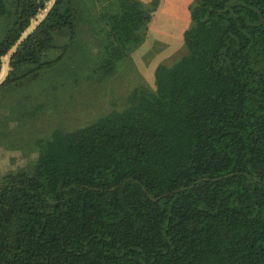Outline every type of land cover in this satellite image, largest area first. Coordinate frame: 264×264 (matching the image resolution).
Segmentation results:
<instances>
[{
	"label": "trees",
	"instance_id": "trees-1",
	"mask_svg": "<svg viewBox=\"0 0 264 264\" xmlns=\"http://www.w3.org/2000/svg\"><path fill=\"white\" fill-rule=\"evenodd\" d=\"M45 1L0 0V66ZM102 1V25L87 30L78 0H56L12 56L0 158L18 149L19 119L42 112V80L113 75L159 5ZM189 9L183 52L156 66L153 90L85 126L58 124L0 176V264H264V0Z\"/></svg>",
	"mask_w": 264,
	"mask_h": 264
},
{
	"label": "rangeland",
	"instance_id": "rangeland-1",
	"mask_svg": "<svg viewBox=\"0 0 264 264\" xmlns=\"http://www.w3.org/2000/svg\"><path fill=\"white\" fill-rule=\"evenodd\" d=\"M139 1L145 9L149 8L151 0ZM77 3L82 18L88 21L86 29L89 30L88 26L96 25V29L93 30H97L102 25L98 19L104 12L102 7L104 1L78 0ZM191 3L193 0H159L158 8L146 25V31L144 30L146 32L144 40L128 59L118 63L113 75L98 82H85L86 76L92 73L84 69L77 76L70 73L68 80L63 82L64 86H57L58 80L54 73L42 80L38 84L40 90H36L42 91L37 100L42 103V112L35 121L30 119L23 125L19 119L21 126L18 127V141L15 143V148L18 149L12 154L1 155L0 176L22 167L28 160L23 154L31 147L29 141L46 138L49 135L46 134L58 124H62L65 129L85 126L110 111L121 110L127 95L134 88L144 86L153 90L156 66L171 65L183 52V34L192 25L189 17ZM42 12L43 9L40 8L38 13ZM91 46V44L85 46L87 48L85 56L89 58L87 62L94 57L95 49ZM50 86L60 88L49 92ZM16 100L17 98L12 101L7 97L3 105L7 107L13 105L18 109V104H13ZM22 130L26 142L22 140Z\"/></svg>",
	"mask_w": 264,
	"mask_h": 264
},
{
	"label": "water",
	"instance_id": "water-1",
	"mask_svg": "<svg viewBox=\"0 0 264 264\" xmlns=\"http://www.w3.org/2000/svg\"><path fill=\"white\" fill-rule=\"evenodd\" d=\"M56 3V0H49L48 3H44L43 12L39 15L32 16L29 25L21 33L20 37L17 41L10 47L7 51L6 55L1 57V66H0V86L5 82L7 79L9 72L11 71L10 62L12 56L18 50V48L22 45L24 41H26L29 36L37 29V27L45 20L48 16L49 12L51 11L52 7Z\"/></svg>",
	"mask_w": 264,
	"mask_h": 264
}]
</instances>
